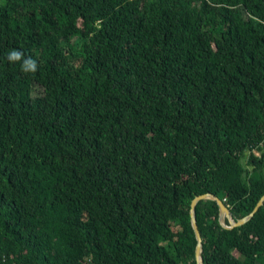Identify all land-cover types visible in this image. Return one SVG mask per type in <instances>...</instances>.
<instances>
[{"label": "trees", "instance_id": "1", "mask_svg": "<svg viewBox=\"0 0 264 264\" xmlns=\"http://www.w3.org/2000/svg\"><path fill=\"white\" fill-rule=\"evenodd\" d=\"M205 192L264 193V0H0V264H195ZM194 212L264 264V200Z\"/></svg>", "mask_w": 264, "mask_h": 264}, {"label": "water", "instance_id": "2", "mask_svg": "<svg viewBox=\"0 0 264 264\" xmlns=\"http://www.w3.org/2000/svg\"><path fill=\"white\" fill-rule=\"evenodd\" d=\"M202 199L215 200L217 205H218V208H219L218 219H219L220 224L222 226L224 225L226 227H232L235 225L242 224L243 222H245L246 220H248L252 216V214L262 204V202L264 200V193L259 197V199L257 200L256 204L253 206V208L251 209L250 212H248L247 214H245L239 218H236V219L231 214L229 208L224 204L223 200H221L219 197H217L216 195H214L210 192H205V193L195 195L191 199L190 208H189V215H190L191 226H192V229L194 231V235H195V239H196V244H195V248H194V252H193V258H194L195 264H202L201 259H200L201 250H202L201 237H200L199 229H198V226L196 223L195 212H194V209H195L197 202L202 200ZM225 218L227 219V223H225Z\"/></svg>", "mask_w": 264, "mask_h": 264}, {"label": "clouds", "instance_id": "3", "mask_svg": "<svg viewBox=\"0 0 264 264\" xmlns=\"http://www.w3.org/2000/svg\"><path fill=\"white\" fill-rule=\"evenodd\" d=\"M7 59L10 63H20L21 71L25 74L35 73L38 71L39 65L36 59L32 57H25L24 53L17 49H12L7 55Z\"/></svg>", "mask_w": 264, "mask_h": 264}, {"label": "rangeland", "instance_id": "4", "mask_svg": "<svg viewBox=\"0 0 264 264\" xmlns=\"http://www.w3.org/2000/svg\"><path fill=\"white\" fill-rule=\"evenodd\" d=\"M36 91H37V92H36L37 94H38V93H40V89H39V88H37V87H36ZM255 152H259V151L256 149V151H255Z\"/></svg>", "mask_w": 264, "mask_h": 264}, {"label": "built area", "instance_id": "5", "mask_svg": "<svg viewBox=\"0 0 264 264\" xmlns=\"http://www.w3.org/2000/svg\"><path fill=\"white\" fill-rule=\"evenodd\" d=\"M254 150V152L256 151V149H253ZM255 153H258V152H255Z\"/></svg>", "mask_w": 264, "mask_h": 264}]
</instances>
